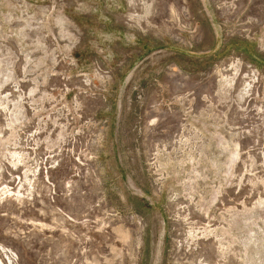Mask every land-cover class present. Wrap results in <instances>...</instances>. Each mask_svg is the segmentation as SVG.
<instances>
[{
  "label": "rangeland",
  "instance_id": "rangeland-1",
  "mask_svg": "<svg viewBox=\"0 0 264 264\" xmlns=\"http://www.w3.org/2000/svg\"><path fill=\"white\" fill-rule=\"evenodd\" d=\"M0 264H264V0H0Z\"/></svg>",
  "mask_w": 264,
  "mask_h": 264
}]
</instances>
